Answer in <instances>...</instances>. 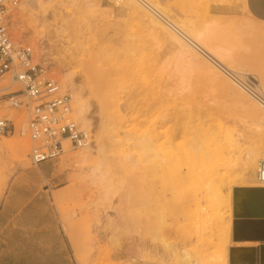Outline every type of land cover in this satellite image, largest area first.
<instances>
[{"label":"rangeland","instance_id":"374dc122","mask_svg":"<svg viewBox=\"0 0 264 264\" xmlns=\"http://www.w3.org/2000/svg\"><path fill=\"white\" fill-rule=\"evenodd\" d=\"M146 1L181 31L202 34L224 56L231 75L249 80L264 97V27L249 23L242 0ZM130 2L139 12L125 0H19L6 21L12 42L29 47L33 62L70 93L71 117L91 137L87 154L68 147L69 158L63 152L51 162L62 186L55 206L73 237V258L77 264H183L180 253L170 255L173 248L184 250L190 264H230L237 240L228 236L221 256L211 236L213 206L206 200L212 173L192 179L181 151L187 148L188 128L197 125L209 134L231 136L239 154L224 153L211 172L227 173L231 180L237 176L221 192L231 206L222 211L233 221V189L254 183L264 188L255 176L264 156V109L158 13ZM231 10L237 15L227 14ZM151 18L161 30L150 27ZM232 90L257 108L243 107ZM0 118L14 124L13 134L0 136V144L7 141L0 150L1 189L30 166V142L25 110L0 103ZM146 137L149 143L140 145ZM247 155L256 157L255 168L238 177ZM246 210L264 214V195L254 197Z\"/></svg>","mask_w":264,"mask_h":264},{"label":"built area","instance_id":"2783aa9c","mask_svg":"<svg viewBox=\"0 0 264 264\" xmlns=\"http://www.w3.org/2000/svg\"><path fill=\"white\" fill-rule=\"evenodd\" d=\"M19 0H0V103L10 109L25 110L26 130L30 142V164L39 165L62 155L65 148L85 149L90 145V134L72 119V97L62 90L47 70L33 62L29 47L16 45L7 32L9 13ZM249 97L264 107V97L256 95L249 80L239 83ZM14 124L0 118V136L11 135ZM256 181L264 183V162L258 164Z\"/></svg>","mask_w":264,"mask_h":264},{"label":"crops","instance_id":"0c3cea01","mask_svg":"<svg viewBox=\"0 0 264 264\" xmlns=\"http://www.w3.org/2000/svg\"><path fill=\"white\" fill-rule=\"evenodd\" d=\"M241 8L253 27H264V0H242ZM51 162L30 164L0 189V264H77L73 237L55 206L62 186L54 180ZM255 246L246 249V264H260L264 242Z\"/></svg>","mask_w":264,"mask_h":264},{"label":"bare ground","instance_id":"6f19581e","mask_svg":"<svg viewBox=\"0 0 264 264\" xmlns=\"http://www.w3.org/2000/svg\"><path fill=\"white\" fill-rule=\"evenodd\" d=\"M136 1L139 3L140 2L143 3L141 5L147 6L148 8L152 9V11H155L156 13H158L159 19L165 25H167L170 29H172L179 36V38L182 39V41H184L188 46L192 47L197 52L202 54L204 56V58H206L209 62H211L215 67L220 69L225 75H227L233 81L234 84L239 86V83L241 81L238 78L231 75L230 72L232 70L229 69V67H228L229 64L227 65V63H225V60L222 59L224 56H222L220 54V57H221L220 58L215 53V50H213L214 48H212V45L210 46L209 42L204 40L205 37H203L202 34L200 35V33H193L190 31L183 32L180 30V28L178 29L174 24L170 23L159 11H157L156 7H154L152 4H150L146 0H136ZM125 2H126V5L130 6V8L133 12H139V9H137L136 6L134 7L133 4H131L130 0H125ZM147 16H149V15H147ZM149 24H150V27L152 29L161 30V27L158 26V22L156 20H153L152 18L149 19ZM166 36H168V35H166ZM169 38H171V40L173 42H175L176 45H178L181 48V42L178 38H175L172 35H170ZM208 39H209V37H208ZM184 52L189 53L185 49H184ZM218 80H219L218 81L219 85L222 88H224V90L229 91V85L225 81L221 80L220 78ZM252 81L256 82V80L253 77H252ZM254 87H256V85H254L253 88ZM232 93L234 94V97L237 100V102H239L246 109H256L257 108L255 106V104H253V102H251L249 100V98L246 97L239 90H232ZM74 101L77 105L78 104L80 105V98H79L78 93L74 94ZM80 106H78V107H80ZM261 107L264 109L263 106H261ZM25 131H26V129H25ZM188 132L189 133L187 134V136H189V137L187 138V141H186L187 143H185L187 148L186 149L184 148L183 152L181 151V153H182L181 158H183V160L186 161V164H189L188 166L186 165L187 166L186 167L187 172L189 171L188 173L191 175V178L194 180H197V178H202L204 176L206 177L208 172L212 173V174H210V176H212V178L210 180L209 191H208V194H210V198H207L206 201L207 202L209 201L208 204H210V207L213 206V210H212L213 214L210 212L211 216L213 215V217H211L209 215V217L211 218V221H209L210 227H212L211 233L213 234V235H211V233H210V235L212 236V239L214 236V239L216 241L215 245H217V246L219 245L218 247H220V245H221V250L217 246H215V247L221 253V256H222V254H223L222 252L224 251V249H222V247L227 249L228 236H230V238L232 236H234V238L237 241L234 242V248L231 249V251H230L232 254V255L230 254V264H246V262L249 260V257L247 256V253H246V249L249 246L256 247L255 245L260 244V242H264V221L260 224L256 221L249 219V218H234L233 221H232V219H230V216L226 218V216H225L226 213H224L226 211L224 210V212H223L222 209L224 207L229 212V210H231V206H230V202H229V195L223 196V194H221L222 188L224 185L232 184L235 181V179L237 178V176H234V178H232V180H231L229 174H227V173H224V174H221L218 176L217 174L211 172V171H213V168L216 165L215 162L218 159H224L225 158V156H223L224 153L225 154H231L232 152H234L233 155H235V152L236 153L238 152V147L236 144H234V141L232 140L231 136L228 134H222L221 133L218 136L213 135V134H209V132L206 129H204L203 127H199L198 125L194 126L193 129L188 128ZM3 142L5 143L7 141H3ZM4 143L0 144V150H2L4 148V146H3ZM148 143L149 142L147 141V137H146L144 140H142V141L140 140L139 144L142 146H146ZM22 146H23V143H20L18 148H21ZM64 152L66 155L65 157L69 158L70 154L68 153V148H65ZM87 153H88V149H85L84 155ZM238 154H239V152H238ZM81 156L82 155H80V157ZM178 156H179V154H178ZM238 156H240V155H238ZM227 158H229V157H227ZM255 158L251 157L250 155H247L243 158V162H244L243 167H242V170L240 172L241 174L238 177H242L243 174L248 175L250 170H254V168H255L254 161H256ZM156 160H157V158H156ZM176 160H180V159H178V157H177ZM230 160L231 159H229V161ZM262 161L264 162V156H263ZM170 183H172V182H170ZM251 183H254V182H251ZM254 184H249L250 186L247 185V186H245V188L257 189L256 188L257 186H254ZM261 185L258 187H264V183H262ZM210 209H212V208H210ZM255 219L260 220V219H264V218H255ZM165 248L168 249V247H166V244H165ZM259 248H260V264H264V246H260ZM178 250L179 251H177L173 248L169 249V251L171 253L170 255L174 256V258H175V257H177V254L180 253L182 255V257H181L182 259L180 258L181 262H183V264L184 263L190 264V261L188 259V254L184 250H180V249H178Z\"/></svg>","mask_w":264,"mask_h":264},{"label":"water","instance_id":"95a60500","mask_svg":"<svg viewBox=\"0 0 264 264\" xmlns=\"http://www.w3.org/2000/svg\"><path fill=\"white\" fill-rule=\"evenodd\" d=\"M264 195V188H235L233 189V217L234 218H255L261 217L263 213H251L246 210L254 197L259 198ZM264 217V216H263Z\"/></svg>","mask_w":264,"mask_h":264}]
</instances>
